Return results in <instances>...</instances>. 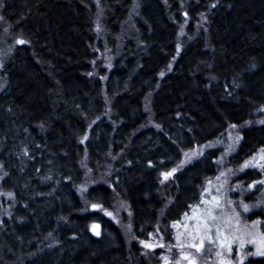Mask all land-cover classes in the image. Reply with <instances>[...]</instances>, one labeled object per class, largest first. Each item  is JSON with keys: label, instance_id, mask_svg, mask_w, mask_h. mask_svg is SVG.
<instances>
[{"label": "trees", "instance_id": "1", "mask_svg": "<svg viewBox=\"0 0 264 264\" xmlns=\"http://www.w3.org/2000/svg\"><path fill=\"white\" fill-rule=\"evenodd\" d=\"M97 2L0 0V43L24 41L0 71V189L13 199L0 221V264H160L165 251L150 263L137 242L172 247L213 190L224 246L205 241L197 257L264 264L231 239L249 227L264 238V0ZM193 150L196 160L161 186ZM84 157L94 183L84 200L124 204L134 242L84 210L75 190Z\"/></svg>", "mask_w": 264, "mask_h": 264}, {"label": "rangeland", "instance_id": "2", "mask_svg": "<svg viewBox=\"0 0 264 264\" xmlns=\"http://www.w3.org/2000/svg\"><path fill=\"white\" fill-rule=\"evenodd\" d=\"M98 0H93L95 6L97 7V9H99V3L97 2ZM135 7L137 5V2L135 0L134 3ZM184 19H186L184 17ZM204 18L200 19V27H205L203 24ZM185 26L186 23L184 22L180 28H179V32H178V37H177V45H176V50H175V56H177L180 53V49H181V41L185 32ZM127 30L129 29V26L126 28ZM94 30L95 33L97 34L98 38L101 39L102 37V29L100 27V23H99V14L96 17L95 21H94ZM8 38H4L3 41H1L0 43V71L1 68L4 64V62L6 61V59L9 57L12 49L14 48V46L16 45H23L24 43H18V41H22V40H16L14 41V43H6V40ZM103 54L104 52L100 55L101 57L99 59H103ZM108 60V59H107ZM108 63L109 61H107V63H104V67L108 68ZM171 66L168 67V69L166 70V72L169 71ZM163 75L160 76V78ZM4 89V82L2 81V79L0 78V91ZM148 109V108H147ZM147 111V116H148V123L147 125L150 127H154V124H152V120H151V115L148 114L149 110ZM93 123H91L88 126V130L86 135L83 137L81 143L84 144V142L86 141L87 137H88V132L90 129V126H92ZM186 154H188L186 156ZM199 153L197 150H193L190 152H185L184 154H182V158L180 163H178L179 165L170 170L169 172H172L173 174L171 176H169L167 179L164 178V174L169 173H163L160 176V180H161V186L166 185L167 183H169L173 176L176 175V172L181 169V167L188 165V163H190L192 160H196V158L198 157ZM87 168V163H86V158L84 157L81 160V169L84 172V180L83 182L76 187V192L78 194V196L80 197L83 206H84V210L87 212H97L101 215H103L104 217H106L107 219L111 220L117 227H119V229L121 230L126 243H132L134 242V237L132 234V227H131V221H130V215L129 212L127 210V208H125L126 206L124 204H122L121 202L117 201L113 208L111 210H104L101 207L97 206V205H90L87 204L85 199V193L86 191L92 186L94 185V183L91 181L90 178V174ZM175 170V171H173ZM4 174L2 171V168L0 166V184L3 180ZM215 185V184H214ZM215 188V187H213ZM213 198H216L219 201V193L217 190H213V193H211V197L209 199V201L206 202L205 206L202 208H198L193 210L188 216H186L184 219H182V221L179 223V225L176 228V239H175V243L172 247H166L164 246L160 241L158 240H149V241H138V246L140 247V249L142 250V254L145 256V258H147V260L151 263L152 262V254L154 255L155 252H157L158 250H163L166 252V255L164 254H158L155 255V258H159L160 260V264H189L190 261L193 262V264H207V263H203V261H201V259H199L197 256H199V254L201 253V251L197 252L195 247H192L190 245H192L193 243H199V236H197L196 234V226L202 224L203 222L206 221L207 225L209 227L212 228V230L215 232V234H217V229L216 226H219L220 228L221 225L220 220L222 218V209L221 205L216 206L215 205V201ZM0 203H1V213H0V221L1 219L7 218L10 215L12 206H13V199H12V195L11 193H7L4 192L0 189ZM211 209L212 210V215L215 217L214 220H207V211ZM110 214V215H109ZM196 217L195 219H193L192 217ZM93 226V225H92ZM92 226H90L89 230L90 233L96 237H98L99 235H96L93 230H92ZM98 232H99V227H98ZM224 234V233H223ZM199 235L202 236L204 235V228L200 227V232ZM224 236V235H223ZM193 237H195V240L193 239ZM231 239L234 242V245L236 246L235 250L236 253L239 254V247L240 244H246V245H250L251 247L254 248V253L257 251L258 248H264V239H262V236L259 234L258 230L255 227H249V229H245L244 231H242L241 234L239 233H232L231 234ZM249 241H253L252 243H250ZM143 242V243H142ZM144 244H149L151 245V247H145ZM234 246V247H235ZM183 256H188V259L185 260L183 259ZM208 264H212V263H208ZM213 264H231L230 262H228L225 258H218Z\"/></svg>", "mask_w": 264, "mask_h": 264}, {"label": "snow or ice", "instance_id": "3", "mask_svg": "<svg viewBox=\"0 0 264 264\" xmlns=\"http://www.w3.org/2000/svg\"><path fill=\"white\" fill-rule=\"evenodd\" d=\"M18 43H24V41H18ZM187 155H188V154H186V156H187ZM261 159H264V156H261ZM251 163H252L251 161L246 162L245 165H244V167H248ZM173 171H175V170H173ZM172 174H173L172 172L166 173V174H164V178L167 179V178H168L169 176H171ZM260 183H264V181H261ZM213 199H214V201H215V205L218 206V205H219V201H218L216 198H213ZM244 209H245V211L248 210L247 205L244 206ZM109 215H110V214H109ZM192 218L195 219L196 217L194 216V217H192ZM206 219H207V220H214V219H215V217L212 215V210H211V209H209V210L207 211V217H206ZM258 223H259V222H257V224H258ZM174 226H175V225H174ZM98 227H99L98 225H93V226H92V230H93V232H94L96 235H99ZM200 227H203V228H204V235H202V236L199 235ZM216 229H217V236L215 237V240H214L213 236H212V235H209V233L211 232V228H209V226L207 225L206 221L203 222V223L200 224V225H197V226H196V234H197V236H199V243H198V244H197V243H193V244L190 245V246L195 247L196 250H197V252H199V251H201V249L204 247V243H205V241H207V242L210 243V244H211V243H215L216 241H220V237L223 236V230H222L219 226H216ZM193 239L195 240V237H193ZM225 239H227V238H225ZM262 239H264V238H262ZM249 242L252 243L253 241H249ZM142 243H143V242H142ZM220 243H221V247H223V246H224V241H220ZM231 243H232V241H228V245H229L228 250H229V251H231V247H230ZM144 246H145L146 248H147V247H151V245H149V244H144ZM243 247H244V244L241 243V244H240V248L243 249ZM249 254H250V255L264 256V248H258L257 251H256L255 253H249ZM217 255L220 256L221 253H220V252H217ZM183 259L187 260V259H188V256H183ZM189 264H193V262L190 261Z\"/></svg>", "mask_w": 264, "mask_h": 264}]
</instances>
